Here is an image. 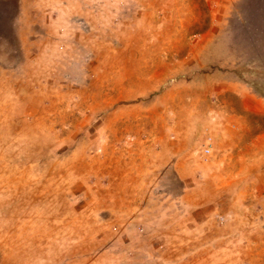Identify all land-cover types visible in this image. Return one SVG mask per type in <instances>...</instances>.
<instances>
[{
  "label": "rangeland",
  "instance_id": "374dc122",
  "mask_svg": "<svg viewBox=\"0 0 264 264\" xmlns=\"http://www.w3.org/2000/svg\"><path fill=\"white\" fill-rule=\"evenodd\" d=\"M0 264H264V0H0Z\"/></svg>",
  "mask_w": 264,
  "mask_h": 264
}]
</instances>
